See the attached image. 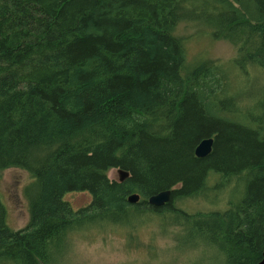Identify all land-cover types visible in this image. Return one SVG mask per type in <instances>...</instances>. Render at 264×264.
Returning <instances> with one entry per match:
<instances>
[{
  "label": "trees",
  "instance_id": "16d2710c",
  "mask_svg": "<svg viewBox=\"0 0 264 264\" xmlns=\"http://www.w3.org/2000/svg\"><path fill=\"white\" fill-rule=\"evenodd\" d=\"M182 23L231 43L246 82L264 74V0H0V171L32 177L24 228L0 198V264H53L73 232L142 215L172 217L217 264L261 262L264 79L240 105L222 65L188 63ZM204 139L212 152L198 158ZM113 169L129 177L111 181ZM167 190V204L148 203ZM76 192L90 204L74 210ZM219 196L223 210L177 208Z\"/></svg>",
  "mask_w": 264,
  "mask_h": 264
},
{
  "label": "rangeland",
  "instance_id": "374dc122",
  "mask_svg": "<svg viewBox=\"0 0 264 264\" xmlns=\"http://www.w3.org/2000/svg\"><path fill=\"white\" fill-rule=\"evenodd\" d=\"M176 35L185 40L190 65L200 61L222 65L234 83V89L240 91L237 95L240 105L253 103L256 88L264 74L249 72L246 82L234 67L237 52L231 43L213 41L208 30L189 23L180 24ZM108 178L119 181L120 175L113 169L109 171ZM31 182L32 177L25 170L10 168L0 171V198L8 212L7 223L13 230H20L29 222L24 190ZM91 197L87 192H76L68 194L65 200L74 210H79L90 204ZM225 206L226 198L223 196L210 201L190 199L177 204V208L191 215L223 210ZM136 220L124 226L106 225L73 232L57 256L58 261L53 264H217L221 260L212 249L195 248L190 240L195 234L184 233L181 226L173 224L175 220L172 217L142 215Z\"/></svg>",
  "mask_w": 264,
  "mask_h": 264
},
{
  "label": "water",
  "instance_id": "95a60500",
  "mask_svg": "<svg viewBox=\"0 0 264 264\" xmlns=\"http://www.w3.org/2000/svg\"><path fill=\"white\" fill-rule=\"evenodd\" d=\"M213 143H214L213 139L202 140L197 146V148L195 149L196 156L198 158H205L209 156L212 152ZM118 173L120 175V182H124L129 177V173L126 171L118 170ZM170 197H171L170 190L163 191L156 195L151 196L148 199V203L151 206L162 207L170 201ZM139 200H140V196L137 194H133L128 197V202L131 204H136L139 202ZM259 264H264V253H263L262 260Z\"/></svg>",
  "mask_w": 264,
  "mask_h": 264
},
{
  "label": "bare ground",
  "instance_id": "6f19581e",
  "mask_svg": "<svg viewBox=\"0 0 264 264\" xmlns=\"http://www.w3.org/2000/svg\"><path fill=\"white\" fill-rule=\"evenodd\" d=\"M119 180H120V178H119Z\"/></svg>",
  "mask_w": 264,
  "mask_h": 264
}]
</instances>
